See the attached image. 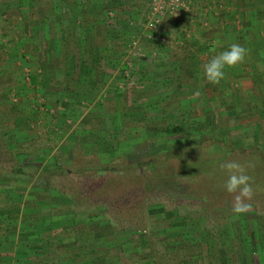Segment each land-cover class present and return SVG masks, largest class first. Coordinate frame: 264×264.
Instances as JSON below:
<instances>
[{
	"label": "rangeland",
	"instance_id": "rangeland-1",
	"mask_svg": "<svg viewBox=\"0 0 264 264\" xmlns=\"http://www.w3.org/2000/svg\"><path fill=\"white\" fill-rule=\"evenodd\" d=\"M184 1L186 8L180 14H167L151 30L145 24L149 0H71L65 1L61 10L57 6L60 0L46 4L32 0V6L27 0H0V175L16 165L15 154L20 150L30 151L33 157L47 154L45 163L59 162L62 169L46 176L52 190L42 205L30 197V192L44 163L25 168L34 178L19 176L14 181L21 184L15 188L23 193L22 198L15 197L17 201L28 197L32 204L28 212H40L46 223L43 229L52 225L51 235L42 232L38 242L45 253L34 258L59 257L68 264L71 252L55 255L49 248L50 240L64 243L88 228L94 232L87 243L106 251L103 258H95L97 264H216L212 260L217 256L214 241L224 248L247 233L250 243L260 240L264 244V167L256 171L260 183L253 188L251 209L239 215L231 210L233 194L222 191L213 200L208 190L198 191L201 185L193 181L194 174L205 168L198 159L236 161L241 158L240 150L246 154L264 148V57L247 52L242 63L226 69L225 78L218 84L208 82L202 75L203 63L231 43L246 46L247 30L246 37H236L239 28L246 29V23L236 16V0ZM103 4L110 11L109 18L100 14ZM82 7H86L84 14ZM37 17L44 22L40 24ZM203 20L214 29L217 25L216 32L206 30L204 37V32L202 37L194 35L197 39L192 42L177 27L181 24L187 29ZM89 22L93 27L86 32L88 26L84 24ZM222 22L228 26L221 36ZM42 26L53 28L51 35L42 36ZM93 37L102 47L107 46L102 48L106 57L122 58L113 70L108 66L106 73L110 75L97 85L95 74H87L83 49L93 47ZM51 38L60 40V56L46 55ZM132 39L145 54L141 58L133 56L135 50L131 51L129 44L125 46ZM117 49L123 56L118 57ZM33 57L45 65L33 64ZM159 60L162 64L157 65ZM197 90L200 95L194 96ZM158 94L159 99L176 97L177 102L166 111L192 122L169 131L161 127L165 123H159L156 130L143 127L138 135L132 129L135 137H126L129 129L125 132L117 121L125 133L114 137L110 132L105 139V127H115V116L123 122L124 112L127 121L137 118L147 124L161 119L167 112L153 102ZM138 103L141 111L133 113L129 108ZM180 129L192 142L203 134L207 139L186 152V165L180 158L172 162L164 158L155 164L146 160V166L137 172L143 174L142 179L151 177L152 190L131 180L125 183L127 176H118L123 161L149 159L166 142L174 145L175 138L182 137ZM215 135L231 136L233 147L226 141L216 142ZM240 164L246 173L252 170L250 165ZM173 171L179 176L164 177ZM100 190L104 191L101 195ZM5 192L0 181L2 205L8 204ZM7 250H1L0 255L14 264L16 248Z\"/></svg>",
	"mask_w": 264,
	"mask_h": 264
},
{
	"label": "trees",
	"instance_id": "trees-1",
	"mask_svg": "<svg viewBox=\"0 0 264 264\" xmlns=\"http://www.w3.org/2000/svg\"><path fill=\"white\" fill-rule=\"evenodd\" d=\"M46 1L47 0H41L43 4L52 3L51 0H49L48 2ZM65 1L70 2L71 0H60V4L57 5L59 6V10L63 8V5H64L63 3H65ZM104 1L110 2V0H104ZM27 3H28V6H32L31 5L32 0H27ZM54 5L56 6V3H54ZM33 7H34V10H37L36 4H34ZM81 12L84 14L86 12V7H82ZM100 12H101L100 14L106 13L107 18L110 17L109 15L110 11L108 10L106 11V7L104 4L100 6ZM33 14H35V12H33ZM70 14L72 13L70 12ZM37 18L40 24L44 22V19L42 20L39 17ZM79 18L81 19V17ZM84 25L88 26V28L85 27L86 32H89L90 28L93 27V24H91L90 22ZM52 30L53 28L52 29L45 28V27L43 28L42 26V28L40 27L39 32L40 34L42 33V36L48 37L49 35H51L50 32H52ZM77 31H78V28H77ZM100 42H101L100 40L95 41V38H94L93 44H92L93 47H86V46L83 47V49L86 52L85 53V59L87 60L86 63L88 64L87 66L88 68L86 69L87 74L88 73L91 74V77L95 74L93 78H96V85L97 83L99 84L101 81L107 78V76L110 75L106 73L109 70L108 66H111L110 70H113L114 67L118 65V63L120 64L122 60L120 56H123L121 53H119V50L117 49L115 53L119 55L118 57H120V59H113V57L111 58L106 57L105 53H103L105 50H102V48L107 47V46L102 47V44ZM127 44H129L128 41L125 43V46ZM60 48H61L60 40L59 39L55 41L52 40L51 45H48V49L45 50L46 55L51 54L50 58L55 57V55L60 56L61 54ZM133 56L141 58V56L137 54ZM33 60L35 61V62L32 61L33 64L38 63L39 65L43 62V65H45V61H40L41 62L40 63L36 61L34 57H33ZM53 62L56 63L55 59ZM134 66L135 65H133L131 70L135 69ZM85 67L86 65L84 66V68ZM144 75L145 74L142 75L143 79H144ZM123 76L124 74L122 75V77ZM97 90L98 89H96V91ZM160 96L161 94H158L156 96V100L154 98L153 102L155 103V105H160V107H162V109H164L165 112H167L161 119H158V120L152 119V122L151 121L147 122V124L146 122L140 121L137 118H134L135 120L127 121V119L125 118L127 113L124 112L122 116L123 122H121L120 119L116 120V116H115L114 117L115 122H113V124L116 123L115 127L114 128L110 127V129H107L105 127V131H106L105 132L106 135L104 136L105 139L107 137V133L109 135L110 132L112 134L114 133V137H117L125 133L126 130L129 129V132L126 133L127 134L126 137L128 136L135 137V135L132 133V129L136 131L135 133L138 135L141 128L146 127L148 131L150 130L153 131L157 129L156 124H159V123H165L163 124L165 126H161V127L165 131H169L170 129L174 130V128L175 130L177 128H182L183 124L192 122L190 121L191 118L189 119L188 117L183 116V115L178 117V115L180 114H177V116H175V114H171V113H168V111H166L167 110L166 108L171 107L175 102H177L176 97L175 99L172 100L170 99L168 95L166 97L159 99L158 97ZM140 106L141 104L138 103L137 105L133 106L132 108L130 107L129 109H131L133 113H136V112L141 111ZM169 109H172V108H169ZM117 121H119L121 125L123 124V126L125 127L123 128L125 132L121 133L120 131L121 125L120 123L117 124ZM178 131L182 132L181 133L182 137H176L174 145H170L169 143L166 142L163 147L157 150V152L153 153L152 156H149L148 157L149 159H144V160L142 159L143 161L135 160V159H129V160L123 161L121 164L122 168H120V172L121 171L122 172L121 173L119 172L118 176H121V177L127 176L128 179L124 180L125 183L131 180L132 182H135L137 185L143 184L144 188L146 187L148 190H152L153 180L151 179V177H149L148 180L142 179L141 175L143 174H138L137 172V170H141L142 166H146V160H149L150 163L155 164L156 161L159 162L161 159H164V158L169 159V161L171 162L173 161L174 158L176 159L180 158L182 163L186 165L185 162H188V160L187 161L184 160V157L186 156V152L195 146L200 147L202 143L207 139L205 138L206 136H204L203 134L200 139H198L195 142H192L190 141L191 139H189L190 135L186 131H184V129H180ZM215 136L217 137L215 138L216 142L223 143V141H226L231 145L233 144L232 139L230 138L231 136L229 135H215ZM164 141H167V140H164ZM127 146H130V143L126 145L125 149H127ZM239 152L240 153L242 152L241 154L242 155L244 154V156L245 155L246 156L242 157V155H239L241 158L240 160L238 159L236 161L239 163L241 162L245 163L244 165L248 164L251 166L252 170L251 171L248 170L246 174H248L251 177L250 183L251 182L255 183V184H252L253 188L257 189L259 187L260 181L258 179L259 173L256 175V171L260 172V170L263 169L264 167V148L257 147L255 149H252L249 153H246V154L243 152V150L238 151V153ZM15 155L17 159L16 165L7 171H3L0 175L2 189L3 191L6 190V192L3 193V197L6 199V202H8V204L5 203V205L0 204V251L1 250L8 251L7 249L16 248L17 257L14 261V264H63L60 261V259H58L59 257L56 258V260L55 259L49 260L44 257L43 258L33 257V256H39V254L45 253L44 249L41 247V243H38V242H40L41 241L40 239H42V236H41L42 232L43 233L45 232L46 235H49V234L51 235V233H49V229L51 228L52 225L47 226L43 229V227L46 226L44 225L46 223L44 219H42L40 212H37V211L34 212L32 210L28 212V209L32 205V204H29L30 202H29L28 197L23 202L21 199L19 202L17 201L16 198H22L21 196H23V193L20 192V190H16L17 188H15V186L21 185V184L14 182L19 178V176H23L24 179L34 178L31 172L27 171L25 168H27V166L29 165H32L33 163L36 164L38 167L44 163V166L41 168L42 173L40 177L37 178V180L35 179L36 181L34 183L33 190H31L30 192V197L37 200L39 205H42L45 200H48L50 198L49 194H50V191L52 190L51 189L52 184L50 183L49 179H46V176L50 173H57L58 170H62L60 169L61 168L60 164L59 162L53 163L52 161L51 162L53 163V165H51L50 162L45 163L44 159L47 157V154L36 155L33 157L30 151L20 150ZM30 155H32L31 159L29 158ZM198 163L199 165L200 163L203 164L201 166L205 168L202 169V172L198 170L199 172L198 174L192 173L194 174L193 181L196 180L195 182L201 185L200 186L201 189H198V191L208 190L210 192L209 193L207 191L209 193L210 198L214 196L213 200H215L218 197V194H220L222 191H226L224 188V183L227 179L228 173L220 167L223 161L222 159L220 160V159L210 157L204 160L198 159ZM205 164H208V167H206ZM95 166L100 167L101 165L97 164ZM106 166L111 167V166L105 165V167ZM253 166H257V167L254 168ZM173 173L174 171L172 173H165L164 177L168 179L169 178L174 179V177L176 178L177 176H179V174L175 173V175H173ZM215 173L216 174L220 173V175H218L217 177L212 176ZM176 186H177V183H175V187ZM217 188H219V190H217ZM11 191L14 192L15 196L10 194ZM18 192H20V194ZM98 192H100V195H101L104 191L100 190ZM257 195H259V193L254 195L255 198H258ZM62 196L65 197V195H62ZM21 205H23L24 207L21 208ZM132 205L134 206L136 205V203L134 202L132 203ZM93 232L94 231L91 228L82 230L81 232L75 233L76 235H74V237L71 240L64 242V243H59V242H54V241L51 242L52 240H50L49 248L51 249L52 252H54L55 255H58V253H60L61 251L71 252L72 258L70 259L68 264H97V261H95V258L97 257L103 258L104 256H106V251L103 249L100 250V248L97 249L96 247H93L94 245L92 243H87L89 242V240H91V236H93ZM250 242H251V238H249V235L247 233L245 234L244 238H241V239L238 238V242L234 243V241H231V243H229V245L225 246L224 248L221 246H218L216 241H214L213 247L216 249L217 256H214L212 260L216 264H255V263L264 264V244H262V241L260 240L259 242L261 243H257V244L250 243ZM0 264H11V261H6L1 257Z\"/></svg>",
	"mask_w": 264,
	"mask_h": 264
},
{
	"label": "clouds",
	"instance_id": "clouds-1",
	"mask_svg": "<svg viewBox=\"0 0 264 264\" xmlns=\"http://www.w3.org/2000/svg\"><path fill=\"white\" fill-rule=\"evenodd\" d=\"M247 52L248 49L239 43H231L223 50L215 52L202 65L203 78L210 83L218 84L225 78L226 69L242 63L246 59ZM193 95L199 96L200 92L197 90ZM220 167L228 173L224 188L228 193L233 194L232 212L237 215L246 213L252 207L249 203L253 197L251 177L246 174L244 166L234 160H226Z\"/></svg>",
	"mask_w": 264,
	"mask_h": 264
},
{
	"label": "crops",
	"instance_id": "crops-1",
	"mask_svg": "<svg viewBox=\"0 0 264 264\" xmlns=\"http://www.w3.org/2000/svg\"><path fill=\"white\" fill-rule=\"evenodd\" d=\"M236 1H237L235 5L236 16H241L244 23H246V29L245 26H243V28H239L236 37L237 38L246 37V35H244V31L247 30L248 42L245 47L248 49V53L249 52H251L252 54L260 53L264 57V0H236ZM225 20L227 22L229 21L228 18L226 17ZM189 24L190 23H188V25ZM210 25L211 24L209 21L203 20L199 24H197V22H194L193 24H191V26H188L187 29L181 24L180 26L178 24L177 27L180 28L179 29L180 32H183L182 34H184L185 38L190 39L192 42V40L197 39V37L195 38V36H201L203 32H204L203 34L204 37L206 30L208 33L210 32L211 34H214V32H216L217 25H215L216 29L210 27ZM227 26L228 25L226 23L224 24V22L220 24L219 32L221 36H222L223 28ZM211 29L213 31H211ZM219 39H221V37H219ZM253 61H255L254 58ZM163 63L166 64V62ZM156 64L158 65L162 63L159 60Z\"/></svg>",
	"mask_w": 264,
	"mask_h": 264
},
{
	"label": "built area",
	"instance_id": "built-area-1",
	"mask_svg": "<svg viewBox=\"0 0 264 264\" xmlns=\"http://www.w3.org/2000/svg\"><path fill=\"white\" fill-rule=\"evenodd\" d=\"M149 10L146 19V26L148 29L154 30L157 28L162 19L167 14L181 13L182 10L186 8V3L184 0H149ZM129 49L134 51V54H139L144 56V52L140 47H138L137 42L132 39L129 43Z\"/></svg>",
	"mask_w": 264,
	"mask_h": 264
}]
</instances>
